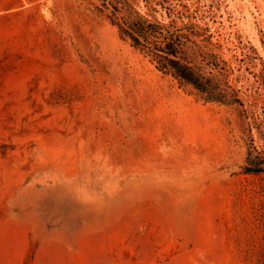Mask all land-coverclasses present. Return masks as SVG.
Segmentation results:
<instances>
[{"label":"rangeland","instance_id":"374dc122","mask_svg":"<svg viewBox=\"0 0 264 264\" xmlns=\"http://www.w3.org/2000/svg\"><path fill=\"white\" fill-rule=\"evenodd\" d=\"M120 1L192 26L240 103L159 70L105 0H0V264H264V0Z\"/></svg>","mask_w":264,"mask_h":264},{"label":"trees","instance_id":"16d2710c","mask_svg":"<svg viewBox=\"0 0 264 264\" xmlns=\"http://www.w3.org/2000/svg\"><path fill=\"white\" fill-rule=\"evenodd\" d=\"M105 7L111 9L115 19L122 20L121 32L129 37L133 46L152 56L157 68L170 73L183 83L191 85L207 100L221 103H240L239 99L225 89L214 77L203 75L197 70V63L186 54L188 43L197 47V42L191 35L183 32L192 26H185L172 30L173 25L153 22L136 12V15L127 7V2L120 0H105ZM197 57V56H196ZM195 57V58H196ZM245 173L264 172V159L249 153Z\"/></svg>","mask_w":264,"mask_h":264}]
</instances>
